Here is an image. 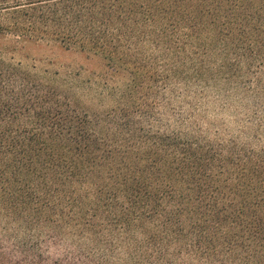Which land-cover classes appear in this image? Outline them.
Instances as JSON below:
<instances>
[{
  "label": "trees",
  "instance_id": "1",
  "mask_svg": "<svg viewBox=\"0 0 264 264\" xmlns=\"http://www.w3.org/2000/svg\"><path fill=\"white\" fill-rule=\"evenodd\" d=\"M0 34L124 79L99 110L0 57V264H264V148L166 113L229 72L264 80V0H0Z\"/></svg>",
  "mask_w": 264,
  "mask_h": 264
},
{
  "label": "rangeland",
  "instance_id": "2",
  "mask_svg": "<svg viewBox=\"0 0 264 264\" xmlns=\"http://www.w3.org/2000/svg\"><path fill=\"white\" fill-rule=\"evenodd\" d=\"M0 57L19 63L21 68L39 74L43 79L62 85H77L79 102L83 107L107 108L111 98L102 94L107 82H123L120 77L107 74L104 60L96 55L76 49L63 48L43 41H23L11 35L0 34ZM257 75L240 76L234 71L214 80L207 88L192 89L190 94L177 90L166 113L182 119L184 128L207 133L226 142L235 140L252 148H264V80ZM174 120V119H172ZM175 122V121H173ZM0 232V242L2 241ZM10 242L2 247L12 260L16 250ZM41 248L49 262L63 258L66 246L44 238Z\"/></svg>",
  "mask_w": 264,
  "mask_h": 264
}]
</instances>
